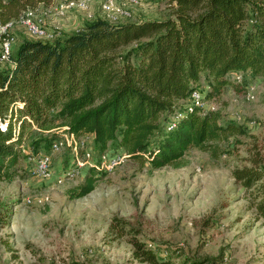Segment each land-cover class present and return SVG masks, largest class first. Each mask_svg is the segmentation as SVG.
Segmentation results:
<instances>
[{
  "label": "trees",
  "instance_id": "16d2710c",
  "mask_svg": "<svg viewBox=\"0 0 264 264\" xmlns=\"http://www.w3.org/2000/svg\"><path fill=\"white\" fill-rule=\"evenodd\" d=\"M46 2L0 0V22ZM165 2L164 18L111 23L95 16L68 34L22 38L12 46L8 61L0 63V181L14 178L33 130L50 133L46 147L59 135L51 130L61 127L74 137L91 134L99 152L115 142L126 158L150 169L180 166L191 148L215 158L219 142L244 134L241 125L222 123L217 110L200 113L179 102L201 75L208 82L207 100L225 86L238 90L226 78L229 72H248L264 82V0ZM261 159L249 151V165L234 168L231 176L264 222ZM94 181L89 168L68 196H84ZM109 228L120 235L125 222L114 217ZM128 241L134 259L173 264L166 250L167 256H157L134 237Z\"/></svg>",
  "mask_w": 264,
  "mask_h": 264
},
{
  "label": "rangeland",
  "instance_id": "374dc122",
  "mask_svg": "<svg viewBox=\"0 0 264 264\" xmlns=\"http://www.w3.org/2000/svg\"><path fill=\"white\" fill-rule=\"evenodd\" d=\"M66 1L47 0L32 8L51 39L103 17L101 0H84V10L58 12V5ZM138 1L129 17L117 16V22L164 18L169 13L165 0ZM17 17L9 21L13 48L32 36ZM56 19L61 21L58 25L52 23ZM226 78L236 82L238 90L225 86L215 99L204 97V75L195 87L205 109L217 110L222 123L231 121L244 129V134L219 142L217 157L191 148L180 166L156 169L125 157L110 172L94 170L93 188L82 197L70 198L68 192L83 182L87 169L61 178L71 164L73 143L67 141L51 153V173L39 178L31 173L29 155L47 146L50 133L28 134L14 178L0 181V264H147L132 257L128 240L133 237L157 256L166 250L173 264H264V222L231 176L234 168L249 165V151L259 154L264 168V82L248 72H229ZM245 86H252V99L245 98ZM188 102L187 98L179 103ZM58 130L51 132L60 136ZM83 139L94 146L90 136ZM105 150L123 152L115 142ZM114 217L125 222L120 235L109 228Z\"/></svg>",
  "mask_w": 264,
  "mask_h": 264
},
{
  "label": "built area",
  "instance_id": "2783aa9c",
  "mask_svg": "<svg viewBox=\"0 0 264 264\" xmlns=\"http://www.w3.org/2000/svg\"><path fill=\"white\" fill-rule=\"evenodd\" d=\"M139 4L138 0H101L100 12L103 14V19L108 22H117V16L128 18L130 16L129 9ZM121 6H124L122 8ZM86 2L84 0H68L63 4L58 5L57 11L62 12L67 9L84 10ZM17 23L26 30L27 33L34 38L51 39L50 35L45 31L42 18L35 13L34 9L28 8L23 10L17 17ZM11 23L2 24L0 22V63L8 61V56L13 44V37L10 33ZM235 81L239 82L240 75L234 76ZM244 95L246 99H252V86L244 87ZM189 102L186 105L188 109L192 106L196 107L200 113H205L213 108L205 109L206 105L203 98L198 92L193 89L189 96ZM5 122L0 121V129H4ZM64 128L58 130L61 135L53 138L46 149H41L36 155H29V159L33 162L31 173L39 178L49 177L50 170V155L57 152L65 145L67 141L73 143V152L71 154L70 166L61 174V178H73L82 170L94 169L96 172L107 173L113 170L118 164L125 159L124 152L115 151H96L93 147L87 146L86 137H74L72 134L63 132ZM79 152V153H78ZM28 158V157H27Z\"/></svg>",
  "mask_w": 264,
  "mask_h": 264
},
{
  "label": "crops",
  "instance_id": "0c3cea01",
  "mask_svg": "<svg viewBox=\"0 0 264 264\" xmlns=\"http://www.w3.org/2000/svg\"><path fill=\"white\" fill-rule=\"evenodd\" d=\"M151 19H160V18H151ZM61 21H60V19H56L55 21H53L52 23H60ZM58 25V24H57ZM69 25H62V27H63V29H65V28H67ZM73 32V31H72ZM68 33H70V32H68ZM68 33H65V34H68ZM63 35V34H62ZM25 38H28V39H33L34 37H29L28 35L27 36H25ZM85 136H90L91 138H92V135L91 134H85Z\"/></svg>",
  "mask_w": 264,
  "mask_h": 264
}]
</instances>
